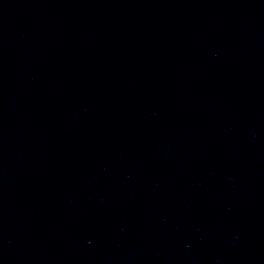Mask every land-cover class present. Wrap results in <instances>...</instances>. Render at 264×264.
<instances>
[{"label":"water","instance_id":"1","mask_svg":"<svg viewBox=\"0 0 264 264\" xmlns=\"http://www.w3.org/2000/svg\"><path fill=\"white\" fill-rule=\"evenodd\" d=\"M0 264H264V0H0Z\"/></svg>","mask_w":264,"mask_h":264}]
</instances>
